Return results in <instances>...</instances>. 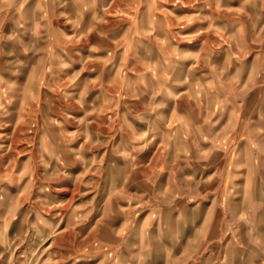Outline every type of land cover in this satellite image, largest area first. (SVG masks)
Instances as JSON below:
<instances>
[{
	"label": "rangeland",
	"instance_id": "1",
	"mask_svg": "<svg viewBox=\"0 0 264 264\" xmlns=\"http://www.w3.org/2000/svg\"><path fill=\"white\" fill-rule=\"evenodd\" d=\"M263 23L264 0H0V264H129L151 216L183 231L202 138L180 157L172 134L230 128L236 84H264ZM187 229L168 264H264V236L202 251Z\"/></svg>",
	"mask_w": 264,
	"mask_h": 264
},
{
	"label": "crops",
	"instance_id": "2",
	"mask_svg": "<svg viewBox=\"0 0 264 264\" xmlns=\"http://www.w3.org/2000/svg\"><path fill=\"white\" fill-rule=\"evenodd\" d=\"M256 86L251 82L237 83L236 91H246V98L225 101L230 102V112L234 115L228 130H220L219 127L207 131L202 123V133L194 130L183 133L174 131L172 138L178 140V146L173 151L180 157L192 152V140L198 142L202 138V210H193L189 215L177 213L175 218L178 220H192L182 223L177 221L174 224V227L183 228V231H169L168 227L160 225L161 218L151 216V228L144 233L147 240L135 244L136 247L139 246L135 251L141 252L143 259L131 260L129 264H168L165 253L176 245L171 242L170 234H190L191 229H187L190 226L194 227L193 233L202 235V251H213L222 247L225 250H251L253 247L248 246L249 238L240 236H264V98L258 102L252 98L256 91L264 93V84L255 88ZM259 102L262 103V110L256 111ZM156 151L157 149L152 151L151 158ZM152 167L153 165L143 170H151ZM186 176L183 174L182 179ZM217 187L229 188L230 196H237L232 198L235 205L241 202L242 188H249V195L253 188H258L259 197L248 200L249 208L246 211H227L223 207L222 199L217 197ZM151 213L152 210H149L143 214L141 224ZM228 234L232 238L237 237L226 242L224 235ZM154 252H164V258L154 259ZM206 261L205 258L203 264Z\"/></svg>",
	"mask_w": 264,
	"mask_h": 264
}]
</instances>
